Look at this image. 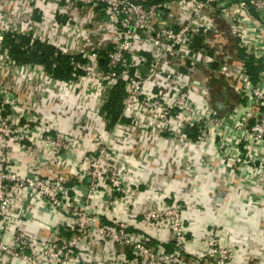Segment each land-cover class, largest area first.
Returning <instances> with one entry per match:
<instances>
[{
  "label": "built area",
  "instance_id": "built-area-1",
  "mask_svg": "<svg viewBox=\"0 0 264 264\" xmlns=\"http://www.w3.org/2000/svg\"><path fill=\"white\" fill-rule=\"evenodd\" d=\"M73 8L86 24L72 34L69 23L65 42L52 43L42 24L60 28L57 14ZM12 41L72 56L70 78L19 63ZM15 76L57 83L60 100L90 101L91 137L32 111L8 85ZM113 92L112 122L103 107ZM33 140L76 168L40 174L27 163ZM173 164L180 184L149 179L150 167ZM197 172L264 205V0H0V264H234L220 223L192 218L183 190ZM37 203L42 234L25 218Z\"/></svg>",
  "mask_w": 264,
  "mask_h": 264
},
{
  "label": "crops",
  "instance_id": "crops-1",
  "mask_svg": "<svg viewBox=\"0 0 264 264\" xmlns=\"http://www.w3.org/2000/svg\"><path fill=\"white\" fill-rule=\"evenodd\" d=\"M67 11L70 12L57 14L56 16L58 22L63 24L60 26L61 30L59 26L54 25L51 21L46 22L45 26L42 24L45 34L48 35L52 43L65 42L66 39L61 35L59 36V34L66 30L69 23L72 27V34L76 33V26L82 28L86 24L85 19L87 14L85 12L78 11L77 9L74 10V8L73 10ZM34 17L40 21L39 15H35ZM56 29H59L58 32H55ZM89 35V32L87 34L82 33L84 38L82 37L80 40L72 39L73 46L76 48L79 47L80 42L83 39L85 40ZM8 85L39 116L46 118L47 115L57 114L61 123V129L65 134L81 140L83 138H90L94 132L98 114L90 111L91 106H93L90 101L80 103L78 100H71L69 102L60 100L58 98L60 93L57 89V83L51 84L47 82V85L41 84L37 86V84H30L24 78L15 76L13 80H8ZM75 91L81 93V89L79 88ZM88 112L90 113L88 114ZM27 144L30 145L28 149L31 150V155L29 154L27 163L28 165L29 163L31 165L38 164L40 168L36 169H39L38 172L42 175L57 176L65 173L73 166L76 168L78 161H73V164L69 163L66 165L62 161L59 162L60 160L53 158L52 151L39 146L34 140L29 141ZM140 145L142 147L145 144L142 143ZM18 149V146H15V151ZM161 153H164L165 159L170 164L172 157L171 151L163 149ZM47 155L48 157L46 158ZM61 164L64 165L62 166ZM174 164L172 167L160 165L153 168V170L150 167L149 171L151 174L148 175L149 179L155 184H159L163 179L169 180L168 185L171 182L175 185L177 183L180 184V180L177 179L178 169ZM41 165L44 166L41 167ZM181 172L180 170L179 173L181 174ZM138 174L143 175V172H138ZM198 176L201 177L203 182L199 188H197L200 182L198 181ZM187 177L188 174L186 173L183 178L185 179ZM211 184L215 185L214 189H212L213 187H207V185L210 186ZM184 187L185 189L183 191L187 196L190 211L194 214L192 218L202 225L220 223L224 232L223 240L232 243L236 247L234 264H256L257 260H259V253L264 251V205L260 207L250 205L244 199L243 190L237 189L230 191L221 180L204 178L199 172H197L195 177L193 174L190 175ZM198 200L202 203L200 207L197 204L194 205ZM27 210L29 213H25V218L31 217L30 223L35 228L36 234L46 232V227L43 222L39 221L41 216L46 217V213L40 210V205L37 203L35 206L28 207ZM198 248H201V242L196 245L195 249ZM13 261L16 264H23L19 259H13Z\"/></svg>",
  "mask_w": 264,
  "mask_h": 264
},
{
  "label": "trees",
  "instance_id": "trees-1",
  "mask_svg": "<svg viewBox=\"0 0 264 264\" xmlns=\"http://www.w3.org/2000/svg\"><path fill=\"white\" fill-rule=\"evenodd\" d=\"M25 42H29L27 38ZM9 53L20 62H38L46 65L48 71L62 79L70 78L72 56L57 53L50 45L37 43L29 47H24V43L12 41L9 47ZM121 93L113 92L104 105L103 109L108 110L111 115V121H115L120 113Z\"/></svg>",
  "mask_w": 264,
  "mask_h": 264
},
{
  "label": "water",
  "instance_id": "water-1",
  "mask_svg": "<svg viewBox=\"0 0 264 264\" xmlns=\"http://www.w3.org/2000/svg\"><path fill=\"white\" fill-rule=\"evenodd\" d=\"M199 41H200V37H197V38H196V42H199Z\"/></svg>",
  "mask_w": 264,
  "mask_h": 264
}]
</instances>
